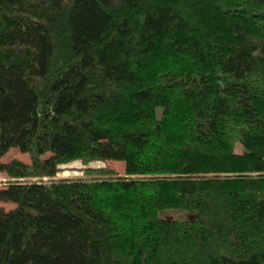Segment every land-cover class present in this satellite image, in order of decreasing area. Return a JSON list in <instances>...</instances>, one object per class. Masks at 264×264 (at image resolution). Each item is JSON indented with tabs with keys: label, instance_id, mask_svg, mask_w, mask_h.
I'll use <instances>...</instances> for the list:
<instances>
[{
	"label": "trees",
	"instance_id": "16d2710c",
	"mask_svg": "<svg viewBox=\"0 0 264 264\" xmlns=\"http://www.w3.org/2000/svg\"><path fill=\"white\" fill-rule=\"evenodd\" d=\"M0 171V264H264V0H0Z\"/></svg>",
	"mask_w": 264,
	"mask_h": 264
},
{
	"label": "rangeland",
	"instance_id": "374dc122",
	"mask_svg": "<svg viewBox=\"0 0 264 264\" xmlns=\"http://www.w3.org/2000/svg\"><path fill=\"white\" fill-rule=\"evenodd\" d=\"M158 115H160V110H158ZM12 159H19L23 162L30 163L31 156L29 153L21 152L18 148H11L8 152L1 158L4 162H9ZM125 164L123 161H95L89 158L75 160L66 164L60 165L59 171L56 173L54 179L60 178H76V177H91V176H119L124 173ZM43 180H48L49 178L43 177ZM12 179L9 177L7 172L0 171V188L6 187ZM17 180L23 181V178H18ZM14 203L10 202H0V207L4 209H10L14 207ZM164 216H169L175 219L189 218L188 215L179 214L176 210H168L163 213ZM184 216V217H183Z\"/></svg>",
	"mask_w": 264,
	"mask_h": 264
}]
</instances>
